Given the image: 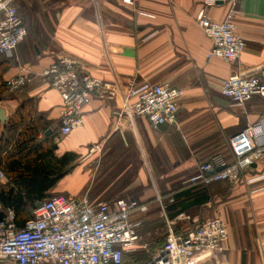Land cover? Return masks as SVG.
Here are the masks:
<instances>
[{"label":"crops","instance_id":"obj_1","mask_svg":"<svg viewBox=\"0 0 264 264\" xmlns=\"http://www.w3.org/2000/svg\"><path fill=\"white\" fill-rule=\"evenodd\" d=\"M202 1L138 0L134 8L121 0L15 2L27 33L0 54V107L6 115L0 130L20 108L25 117L15 134L37 124L38 140L50 136L56 145L54 156L76 155L47 196L110 206L124 198L145 207L129 211L138 238L123 251L122 264H144L141 254L163 243L166 220L177 234L193 228L192 220L177 217L181 213L201 221L221 214L227 224L224 249L199 251L191 264H264V158L235 183L189 181L215 155L232 162L228 139L247 124L259 123L262 133L255 140L264 141V97L235 105L219 92L231 74L248 78L264 66V0L237 4L235 32L245 47L234 62L205 57L211 41L195 21ZM227 10L221 3L206 12L219 22ZM62 55L77 58L82 72L122 86L133 80L183 89L177 124L155 129L145 117H128L118 95L92 98L82 108V125L60 135L61 98L41 72ZM18 78L19 85H8ZM6 181L2 174L0 182Z\"/></svg>","mask_w":264,"mask_h":264},{"label":"built area","instance_id":"obj_2","mask_svg":"<svg viewBox=\"0 0 264 264\" xmlns=\"http://www.w3.org/2000/svg\"><path fill=\"white\" fill-rule=\"evenodd\" d=\"M137 1L121 0L132 8ZM15 2L0 0V54L12 51L27 33ZM219 2L227 4L228 10L225 18L218 22L213 21L206 10ZM238 2L202 1L195 21L211 41V48L205 54L207 59L218 57L234 62L243 52L245 41L235 32ZM41 75L61 98L60 135L82 125V108L92 98L114 100L118 95L128 117H145L155 129L177 124L183 89L168 82L132 80L122 86L82 72L79 60L70 55L58 57ZM21 82L22 78H18L8 81V85L16 87ZM219 92L235 105H243L253 95L264 97V66L248 78L231 74L221 80ZM260 133L259 123L247 124L228 139L232 162L215 155L200 164L199 171L189 181L235 183L244 180L253 164L264 158V141L255 140ZM137 207L145 209L132 199L119 198L110 206L105 201L92 203L85 197L74 199L57 194L39 201L22 226L16 225L13 210L7 209L0 219V264H122L123 251L133 249L138 238V223L128 219L129 211ZM177 217L192 220L194 227L177 234L171 227L172 222L166 220L168 230L164 241L153 252L141 254L144 264H191L199 251L224 249L228 230L223 215L202 221L183 213Z\"/></svg>","mask_w":264,"mask_h":264},{"label":"trees","instance_id":"obj_3","mask_svg":"<svg viewBox=\"0 0 264 264\" xmlns=\"http://www.w3.org/2000/svg\"><path fill=\"white\" fill-rule=\"evenodd\" d=\"M15 115L0 130V173L7 179L0 182V219L11 209L16 225L22 226L32 216L35 204L48 197L46 192L72 168L76 155L65 152L54 156L56 145L50 136L38 140L37 124L26 125L15 134L18 120L25 117L20 108ZM203 199L205 196L195 198L190 204ZM174 215L172 212L170 217Z\"/></svg>","mask_w":264,"mask_h":264},{"label":"water","instance_id":"obj_4","mask_svg":"<svg viewBox=\"0 0 264 264\" xmlns=\"http://www.w3.org/2000/svg\"><path fill=\"white\" fill-rule=\"evenodd\" d=\"M219 4H221V2H219ZM6 120V115L4 114L3 109L0 107V121H4ZM39 201L35 204L38 205Z\"/></svg>","mask_w":264,"mask_h":264}]
</instances>
